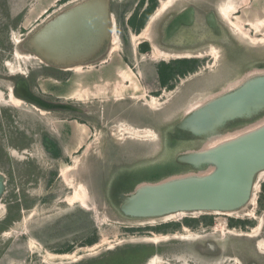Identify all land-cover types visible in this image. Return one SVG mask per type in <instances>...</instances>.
Here are the masks:
<instances>
[{
  "label": "rangeland",
  "instance_id": "rangeland-1",
  "mask_svg": "<svg viewBox=\"0 0 264 264\" xmlns=\"http://www.w3.org/2000/svg\"><path fill=\"white\" fill-rule=\"evenodd\" d=\"M89 1L0 0V264H264V166L244 169L227 209L171 197L147 216L121 209L144 188L221 167L180 155L259 138L264 108L225 120L216 141L178 125L264 79V0H108L96 25ZM187 9L192 24L171 33ZM70 24L74 39L96 37L62 65Z\"/></svg>",
  "mask_w": 264,
  "mask_h": 264
},
{
  "label": "bare ground",
  "instance_id": "bare-ground-1",
  "mask_svg": "<svg viewBox=\"0 0 264 264\" xmlns=\"http://www.w3.org/2000/svg\"><path fill=\"white\" fill-rule=\"evenodd\" d=\"M107 5H108V0H90L88 5L84 8V11H82V12H84V15L96 25V24L102 22L103 12H106V10H107V13H109V11L107 9ZM161 7L159 9H157L156 13L152 16V18L157 16L162 11ZM222 13L224 16H227V17L229 16L228 11L224 10L221 12V14ZM80 14H83V13H80ZM98 14H100V17ZM98 17H99V19H98ZM108 17H109L108 21L110 20L109 22L111 23L112 19H111L110 15H108ZM71 20L73 22L75 21L74 18H71ZM193 20H194V14H193V11L191 9H187V10L181 12V14H179L174 20L175 25L172 27L170 26L172 28L171 33H174V31L179 27L178 25H181L183 23L192 24L191 22ZM210 22H211L212 26H215L211 19H210ZM66 23H70V21H68ZM105 27H106V24L103 23V29ZM64 28H65L66 32L68 33L67 35L70 38H68V37L62 38L64 48H67V49H65V51L67 53H64V52L63 53L66 55L64 58H68L69 60L66 61L63 58H58L57 62L59 64H62V65H68V64H66V62L72 63L73 61L78 60L79 58H82L83 55L85 54L84 49L88 50V51L92 50L91 45H92L96 35L92 36L90 38L89 37L88 38L82 37V39L78 38V35H77V37L74 39L73 36L78 34L77 30L75 28H73L71 26V24L68 26H65ZM98 31H99V33H101L100 28H98ZM108 31H109V29L107 28V33H108ZM83 36H84V33H83ZM42 37L44 40H46L45 35H43ZM50 38L51 37L48 36V39H50ZM59 39H60V36H57V38L55 40H59ZM69 45H74V48L76 49L75 52H72V54H69L71 52V49L68 47ZM40 49H42V48H40ZM248 87L250 90H252V94L254 96L250 93V90L248 89ZM230 92H233V93H231V95H229V93H227L226 95H229L228 98H226V95H224L222 97H218V98L213 100V102H212L213 104L207 105L206 107L204 106V108L202 110H200L196 113L193 112L190 115H188L181 122L180 126L183 129H186V130L193 132L195 137L196 136L202 137L203 139H207V141H216V139L220 137L219 136V134L221 133L220 129H221V126L223 125V123L225 122V120L236 119V117L247 118V117L252 116L256 111L264 108V79L263 78H259L256 81L253 80L252 82L251 81L248 82V84H245V89L241 92L236 91V90L230 91ZM215 145H213L214 147H211L209 149L204 150L203 153H197V154H195V153L191 154L190 153V154L180 155L179 159L183 163L190 164L193 167L200 169L203 166H206L210 161L212 163L214 158H215V160L217 161V164L218 163L221 164V167L218 166L216 168V172L212 173V176L216 173H219L218 176L214 177L216 184H218V185L220 184V186L223 187L224 184H223L222 180H224L225 185L229 186L230 182H232V183L234 182V180L232 179L233 173H239L241 167L244 166L245 163H248L249 160H248V158L244 159L245 157H247V155H244L241 152L243 147H241L239 149V153L237 154V156H239V157H237V156H234L233 151H231V149L230 150L228 149V150L224 151V153H220L218 155L219 151L217 149H220V148H218L217 145L216 146ZM213 151H215V153H217V155L216 154L213 155L214 154V153H212ZM210 153H212V154H210ZM251 156H254V155H251ZM262 156L264 157V155H262ZM219 158H220V160H219ZM255 158H257V157H255ZM253 159H254V157L250 158V160H253ZM263 160L264 159H260L259 162L263 161ZM238 161H243V162H242V164L240 162L239 166H233V162H238ZM253 161L255 162V160H253ZM224 176L226 178H224ZM210 179L212 181L214 180L213 178H210ZM0 181H1V179H0ZM200 181H202V180H200ZM202 182H198V184L202 185ZM199 185H197V186H199ZM225 187H227V186H225ZM225 187L222 188L223 190L218 191V192H224L223 196L216 193V197L222 196L223 199L225 198L224 202L226 204V202L228 201L227 197H231V198H233V200H236V197H238V196H237L236 192L226 191L228 189H226ZM160 189L161 190H157L158 192L156 191L155 193H153L154 194V200L157 203L159 201H163L165 198H167V194H164V192L162 191V188H160ZM144 190H145V188L142 189L141 191L144 192ZM181 190H182V188L181 189L179 188V194H178L179 197L184 196V194H182ZM141 191L138 192L137 195L134 196V199H132L131 196H127L123 200V208L125 209V211L127 213L133 214V212H137V210L139 208H141V206H143V205H144L143 209H146L145 204L147 203V200L153 202L152 197L149 196V199H148L147 195L144 196V194L141 193ZM205 191H207V190H205ZM203 194H206V192ZM172 196H173V194H172ZM231 198H228V199L231 200ZM182 199H184V198H182ZM217 199H219V198H217ZM132 200H134V203L132 202ZM136 202H138V203H136ZM139 204L141 206L137 207ZM228 207H230L229 202H228ZM86 208H88V206H86ZM223 209H225V208H223ZM147 211H148V209L145 212H147ZM260 245L262 246V242L260 243ZM152 263H153V259H152V261L149 262V264H152Z\"/></svg>",
  "mask_w": 264,
  "mask_h": 264
},
{
  "label": "water",
  "instance_id": "water-1",
  "mask_svg": "<svg viewBox=\"0 0 264 264\" xmlns=\"http://www.w3.org/2000/svg\"><path fill=\"white\" fill-rule=\"evenodd\" d=\"M262 111H264V110H262ZM262 111H260V112H262ZM260 112H258V114H260ZM258 114H256V115H258ZM239 119H241V118H239ZM229 121H231V120H229ZM226 122H228V121H225L223 123V125ZM178 127L180 128V123H179ZM183 130H185V129H183ZM186 131H189V130H186ZM252 133H253V135H257L259 138L255 139L254 141H252L248 145L245 144V140L246 139H244V137H241L240 142L238 143V145L231 144V145H228V146H223L220 149H217L219 151L218 155L220 153H224V151H226L228 149L229 150L231 149V151H233L234 156H237V154L239 153V149L241 147H243L242 148V151L241 150L240 151L244 155H247V157H245L244 159L248 158V160H249L248 163H245V164H248V165L245 166V167L242 166L239 173H233V175H232V179L234 180V182H233L234 184L232 182H230L229 183V186L228 185H225L224 180H222V182L224 184L223 187L220 186V184L219 185L216 184V181H215L214 177L218 176L219 173H216L213 176H212V173L211 174L209 173L206 176L204 175L205 177H203V176L201 177L200 176L198 178L185 177L184 178L185 180H182V181H175L173 183H165L164 185H162V186L160 185V187L155 188V189H152V188L145 189L144 191H147V192H146V194H144V196L147 195L148 199H149V196L152 197L153 202L147 200V203L145 204L146 209H143V206L144 205L141 206L139 204L137 207L141 206V208H139L137 210V212H133V214H129V213H127L125 211V209L123 208V200H124L123 199L122 200V205H121L122 211L125 214L132 215V216H147V215H150V214H155L156 212H158V210L159 211H162L163 206H162L161 203L163 201L168 200L170 197L172 199H176L174 201H176L180 205H184V203H186V200H187V203L189 201V202L192 203V205H195V207H197L199 209H223V208L227 209V208H229L228 207V202H229V206H230V204L232 205L234 203H237V199L242 194L241 193L242 190H240V189H242L244 187V185L246 184V180L243 179L242 174H241V173L244 172V169L245 170H247V168L250 169V167L251 166L254 167V165H255V169L258 168V167H260V166H264V164L261 165L262 162H259L260 159H263V156L262 155H264V126L258 128L256 131H254ZM193 136H194V133H193ZM233 145H235V146L232 147ZM243 145H245V146H243ZM215 151L213 152L214 153L213 155H215V154L217 155V153H215ZM251 155L257 156V158H254L253 159V160H255V162L253 160H250V158L252 157ZM177 160H178V162L182 163L180 161L179 157H178ZM219 160H220V158H219ZM239 164L240 163H238V162H233V166H239ZM198 170H200V169H198ZM188 178H190V179L188 180ZM210 178H213L214 180L212 181ZM224 178H226V177L224 176ZM186 180H187V182H186ZM200 180H202L203 182L200 181ZM198 182H202V185H199ZM0 183H1L0 184V194H1L3 192V189H4L3 188L2 179H1ZM197 185H199V186H197ZM170 186H172V187H170ZM225 186H227V187H225ZM166 187H170V188H166ZM224 187L226 189H228V190H226L228 192L229 191L236 192V194L238 196V197H236V200H233V198H231V197H227V200L228 201L225 204V202H224L225 198L224 199L222 198L224 192H218L220 190H223L222 188H224ZM160 188H162V191L164 192V194H167V198H165L163 201H159L158 202L159 204H158L154 200V194L153 193H155L157 190H161ZM179 188L180 189L182 188L181 192H182V194H184V196H183L184 199H182V197L180 198L179 195H178L179 194ZM165 190L168 191V193H165ZM205 190H207V191H205ZM204 191L206 192V194H203V193H205ZM141 193H143V192L141 191ZM216 193H218V194H220L222 196L216 197ZM172 194H173V196H172ZM189 195L191 197H189ZM217 198H219V199H217ZM228 198H231V200L228 199ZM147 209H148V211L145 212Z\"/></svg>",
  "mask_w": 264,
  "mask_h": 264
},
{
  "label": "flooded vegetation",
  "instance_id": "flooded-vegetation-1",
  "mask_svg": "<svg viewBox=\"0 0 264 264\" xmlns=\"http://www.w3.org/2000/svg\"><path fill=\"white\" fill-rule=\"evenodd\" d=\"M210 19L213 21V24L216 26L217 25V22H216V20H215V18H214V16L213 15H211V16H209V22H210ZM210 24H211V22H210ZM212 25V24H211ZM174 34H172V36H173ZM261 246V245H260ZM262 246H264V243L262 242Z\"/></svg>",
  "mask_w": 264,
  "mask_h": 264
},
{
  "label": "crops",
  "instance_id": "crops-1",
  "mask_svg": "<svg viewBox=\"0 0 264 264\" xmlns=\"http://www.w3.org/2000/svg\"><path fill=\"white\" fill-rule=\"evenodd\" d=\"M101 37L103 38V35H101ZM102 38H101V39H102ZM95 42H96V41H95ZM94 46L97 47L96 44H94ZM95 47H93V51L96 50ZM92 53H93V52H92Z\"/></svg>",
  "mask_w": 264,
  "mask_h": 264
},
{
  "label": "trees",
  "instance_id": "trees-1",
  "mask_svg": "<svg viewBox=\"0 0 264 264\" xmlns=\"http://www.w3.org/2000/svg\"><path fill=\"white\" fill-rule=\"evenodd\" d=\"M154 8V7H153ZM182 72V71H181Z\"/></svg>",
  "mask_w": 264,
  "mask_h": 264
}]
</instances>
